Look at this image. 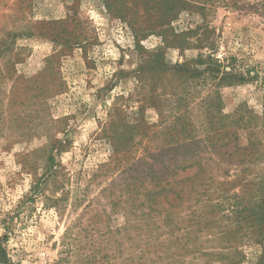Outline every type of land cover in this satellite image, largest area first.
Masks as SVG:
<instances>
[{
	"label": "rangeland",
	"instance_id": "1",
	"mask_svg": "<svg viewBox=\"0 0 264 264\" xmlns=\"http://www.w3.org/2000/svg\"><path fill=\"white\" fill-rule=\"evenodd\" d=\"M196 1L205 9L184 11L172 27L198 31L193 41L206 32L228 71L246 78L214 92L213 122L201 103L210 86L147 67L162 46L159 0H0V264H199L193 255L153 260L133 227L161 217L146 215L134 177L185 154L163 152L166 140L198 141L195 155L216 177L205 198L225 218L202 239L224 237L233 211L257 200L260 168L243 173L234 144L264 140V0ZM200 52L169 48L163 62L171 69ZM185 122L194 139L171 130ZM134 125L146 137L133 139ZM209 140L227 147L205 151ZM193 199L176 201L183 226L187 207L201 206ZM249 226L236 233L241 264H258L262 246L248 240Z\"/></svg>",
	"mask_w": 264,
	"mask_h": 264
},
{
	"label": "trees",
	"instance_id": "2",
	"mask_svg": "<svg viewBox=\"0 0 264 264\" xmlns=\"http://www.w3.org/2000/svg\"><path fill=\"white\" fill-rule=\"evenodd\" d=\"M159 1L161 6L160 20L162 31L160 32V37L162 38V46L152 53L150 60L147 62V67L153 68L155 74L157 73L159 76L170 72L178 76L182 82L198 79L205 85L210 86L212 90L211 94L203 99L201 103L207 104L209 117L210 119L212 118L213 122L214 110H216L217 104L220 101V96L218 94L214 96V92L218 91L220 86L235 85L245 81L246 78L243 74L234 72L233 69L228 71V66H225L216 55L217 47L215 41L210 40L209 36H206V32L203 36L201 35L193 41L190 40L191 36L197 37L198 31L189 29L187 31L177 32L172 27L173 21L177 20L181 13L192 8L198 10L205 9L204 5H199L196 3V0ZM148 33L152 32L150 31ZM146 35L143 34V37H146ZM135 40L136 42L138 41L137 47L141 51L137 33ZM169 48L180 50L194 48L201 52L196 58H192L184 64H177L174 68L169 69L163 62V52ZM185 102L186 99L184 96L180 95L176 98V103L180 107ZM178 121H181V118H178ZM186 122L179 123L180 125L174 124L171 130L177 132L180 127L186 137L194 139L195 135L190 136L187 133L188 125ZM139 129V125L131 127V133L135 140L146 137V133L141 134ZM212 133L213 137H215L216 132H214V127ZM166 141L163 152H174L180 155L185 154L174 158L163 156L159 159L162 165L161 170H155L153 164H150L148 167L139 171V176L134 177L144 191L142 196L147 203L146 215L152 216L155 214L161 216L157 221L152 219L147 224H143V226H133L141 231L139 236H142V240L146 244L147 253L154 251L156 256L153 260L168 259L169 262L175 261V263H178L177 258L183 255H193L194 260H197L196 262L199 264L201 263L200 259L203 261L202 264H241L245 256L239 250L241 241L238 242L236 240V233L242 232L243 224L247 222L250 224L249 227L253 229L252 232L256 234L255 238H249L248 240L254 241L262 246V253L259 257L258 264H264V140L263 142L257 143L249 141L248 145L243 147L240 144L238 145L237 142L234 144L236 148L238 146L237 152L240 151L238 163L243 173H253L251 172L253 168H260L258 175L255 176L258 181L255 180L256 183H251L256 187L257 200L252 204L250 203L251 199H249L243 210L233 211L235 216L234 220H236H233L229 226L224 224V227L229 229V232L224 237H216L210 234L205 239H202L203 232L208 234L210 232L209 229L213 226L220 228V224L221 222L223 223L225 218V216L220 217L214 215V208L220 205L214 204V207H210V200L205 198L208 195V190L214 189L213 186H216V182H214L216 177L212 174L206 176L207 165L209 164L208 158L203 165V159L205 160V158L195 155V152L200 149V145L197 143L198 141L192 140L189 143L185 141L180 143L178 140ZM206 141L208 142V140ZM218 142L219 140H209L205 151L210 150L211 152L215 151L216 148L222 149L227 147V144L222 143L219 145ZM141 143L142 140H138L137 144ZM197 153L200 154V152ZM209 158L211 160L213 159L211 157ZM215 166L219 167V164L216 163ZM192 168H198L197 172L193 175L183 176L188 169ZM210 196L211 194L209 193L208 197ZM193 197V206L199 203L201 206L200 208L193 209H190V206L187 207V210H191V213L185 221L186 224L183 226L178 221L180 213L175 211V208L185 200L189 201ZM179 200L181 203L176 204V201ZM244 211L245 213L248 212L245 218L243 216ZM221 230L216 229L215 232H218V234L221 232L224 233ZM177 232L181 234L178 235ZM213 242H220V244L216 246L213 245ZM0 259L7 261L6 248L3 247L2 243H0Z\"/></svg>",
	"mask_w": 264,
	"mask_h": 264
}]
</instances>
